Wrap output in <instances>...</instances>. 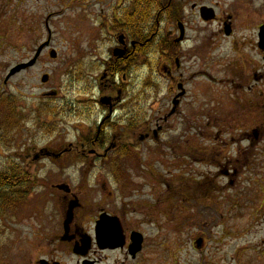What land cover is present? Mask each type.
Masks as SVG:
<instances>
[{
    "label": "flooded vegetation",
    "instance_id": "af4514ba",
    "mask_svg": "<svg viewBox=\"0 0 264 264\" xmlns=\"http://www.w3.org/2000/svg\"><path fill=\"white\" fill-rule=\"evenodd\" d=\"M201 1L96 0L97 5H115L103 22L108 58L102 71L97 75L88 71L82 89L70 96L68 115L74 122L68 124L74 140L56 151L42 149L32 156L34 162L80 161L79 170L51 173H64L66 178L77 173L81 180L76 188L68 179L41 186L48 180L38 179L40 170L11 171L27 179L25 188L41 189L44 202L32 213L36 218L29 220L37 227L30 226L29 237L15 245L16 255L10 254L8 261L0 256V264H134L144 248L143 241L141 252L131 256L134 230L122 228L123 245L117 249H100L95 243L101 217L117 219L122 227L118 213L104 209V204L117 199L109 189L112 184L122 190L127 172L119 162L134 159V146L147 141L161 144V137L172 132L171 125L179 126L178 120L187 128V117L196 121L200 131L210 126L212 139L220 143L213 151L216 156L222 146L234 142L255 147L264 141V15L219 10L217 4ZM188 99H193L194 110L186 106ZM144 100L145 115L138 108ZM251 111H257L258 120H251ZM136 131H141L137 139ZM185 135L182 129L177 139L166 136L172 156H178ZM232 161L223 156L218 164L226 178L235 175ZM100 162L107 170L92 168ZM249 188L257 199L251 201L250 194L246 207L255 206L256 214L264 215V185ZM97 190L107 193V199L100 197L90 210ZM74 202L76 206L69 209ZM254 252L244 264H264V229ZM114 255L123 256L120 260Z\"/></svg>",
    "mask_w": 264,
    "mask_h": 264
},
{
    "label": "rangeland",
    "instance_id": "374dc122",
    "mask_svg": "<svg viewBox=\"0 0 264 264\" xmlns=\"http://www.w3.org/2000/svg\"><path fill=\"white\" fill-rule=\"evenodd\" d=\"M201 3L217 4L219 10L248 11L252 17L264 15V0ZM106 8L110 7L97 5L96 0H0V175L28 168L40 170L39 180H48L41 186L68 179L73 188L78 187L81 178L77 173L66 178L64 173L51 171L79 170L80 161L34 162L32 156L42 149L56 151L74 140L68 124L74 122L68 115L69 99L82 89L88 71L97 75L108 58L103 22L115 5ZM45 24L51 35L50 49L57 58L51 60L48 49L34 67L5 84L8 72L28 63L46 42ZM44 75L49 77L46 84L40 81ZM52 92L55 98L45 96ZM192 103L193 99L187 100L189 110H194ZM145 104L144 100L138 106L144 115ZM9 116L12 119L6 122ZM250 117L258 120L257 111H251ZM177 123L179 126L171 125L172 132L161 137V144L139 143L134 146L133 160L119 162V168L127 172L122 178L126 182L122 190L112 184L109 189L117 199L104 204V209L118 213L124 232L132 229L144 237L142 255L134 264H244L245 257L255 255L264 229L263 213L256 214L255 206L246 207L250 194L251 201L257 199L249 187L264 185V141L255 147L234 142L222 146V153L216 156L213 151L220 143L212 139L210 126L200 131L189 117L186 129L179 120ZM182 129L185 141L178 156H172L166 136L177 139ZM135 133L137 139L141 131ZM223 156L233 160L235 175L231 178L222 175L223 168L218 170ZM92 168L107 170L108 166L100 162ZM31 188L12 191L10 197L25 199L22 205L8 209L0 204V256L6 261L10 254L16 255V243L29 237L30 226L38 225L29 220L36 218L32 213L41 208L44 199L41 189ZM8 194L11 192L5 196ZM93 197L90 210L100 197L107 199V193L97 190Z\"/></svg>",
    "mask_w": 264,
    "mask_h": 264
},
{
    "label": "water",
    "instance_id": "95a60500",
    "mask_svg": "<svg viewBox=\"0 0 264 264\" xmlns=\"http://www.w3.org/2000/svg\"><path fill=\"white\" fill-rule=\"evenodd\" d=\"M203 10L205 12L210 11L206 8ZM261 34L264 36V27L261 28ZM49 38H48V42L41 45L37 49V51H36V53H35V55L31 61H29L28 63H25V64L17 65L16 67H14L9 72V74L7 75V77L5 79V83L14 75L20 73L23 70L31 68L35 65V63H36L37 59L39 58V56L41 55V52L43 51V49L46 46H48ZM49 58L52 60L56 59V53L54 51H51L49 53ZM47 81H48V76L47 75L42 76L41 82L47 83ZM45 96L53 97V96H55V93H49V94H46ZM75 206H76V202L72 203L71 206L69 207V209H73ZM70 217H71V215H70ZM116 223H117V225L114 226L110 221H107L106 219H103V218H101L100 222H98V224L96 226V242H97L98 247L100 249L116 248L117 246H119V242L121 241L122 231L120 229L118 222H116ZM131 241L133 242V246L130 248V252H131L132 256H135L141 250L142 237L139 234L134 233V234H132Z\"/></svg>",
    "mask_w": 264,
    "mask_h": 264
},
{
    "label": "trees",
    "instance_id": "16d2710c",
    "mask_svg": "<svg viewBox=\"0 0 264 264\" xmlns=\"http://www.w3.org/2000/svg\"><path fill=\"white\" fill-rule=\"evenodd\" d=\"M11 116L7 118L6 122L11 121ZM26 181V178L19 177L15 174L12 175H0V204L3 207H7L8 205L13 204V200L9 197V194L5 196L9 190H14L15 188L19 187L22 182ZM25 184V183H24Z\"/></svg>",
    "mask_w": 264,
    "mask_h": 264
}]
</instances>
